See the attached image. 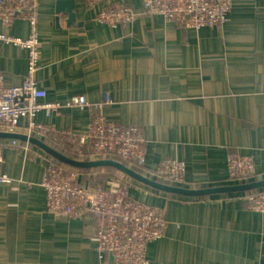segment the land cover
<instances>
[{
  "label": "crops",
  "instance_id": "crops-1",
  "mask_svg": "<svg viewBox=\"0 0 264 264\" xmlns=\"http://www.w3.org/2000/svg\"><path fill=\"white\" fill-rule=\"evenodd\" d=\"M57 1L41 0L36 79L47 90L43 101L62 108L41 110L37 118L69 130L75 140L51 132L34 136L59 150L54 143H60L61 151L74 158H111L91 152L89 139L80 151L91 111L109 94L113 100L102 108L107 118L139 125L144 132L146 162L123 161L136 164L139 172L157 179L161 161L176 157L186 163V180L165 183L200 188L253 181L229 175L228 154L239 150L255 158L264 179V0H234L221 28L184 27L161 14L119 25L98 19L112 3L141 10L145 0H74L75 20L69 22L68 12L57 13ZM12 31L27 37L29 24L17 19ZM28 59L27 49L0 43V70L8 84L26 79ZM76 95H85L89 106H69ZM27 126L28 118L22 117L17 129L3 125L0 131L28 134ZM50 159L78 169L91 186H126L131 197L164 213L165 233L149 245L151 264H264V212L246 204L251 191L264 187L174 194L114 166L69 165L34 142L9 136L0 137V170L13 179L0 183V264H113L112 252L101 257L93 218L48 210L42 178Z\"/></svg>",
  "mask_w": 264,
  "mask_h": 264
},
{
  "label": "built area",
  "instance_id": "built-area-1",
  "mask_svg": "<svg viewBox=\"0 0 264 264\" xmlns=\"http://www.w3.org/2000/svg\"><path fill=\"white\" fill-rule=\"evenodd\" d=\"M95 4L101 0H86ZM41 0H0V43L21 46L29 51L27 77L20 84H8L0 70V126L17 129L22 117L28 118V135L51 132L61 139L75 140L69 130H59L38 120L41 110L59 111L62 104L43 101L47 90L36 79L41 62ZM234 0H145L143 8L136 10L129 4L115 2L99 11L98 19L105 24L119 25L132 21L140 15L161 14L175 19L184 27H224ZM17 19L28 22L30 33L24 37L12 31ZM113 99L108 94L91 111L88 133L80 137V151L89 139L88 148L95 154L110 153L128 161L144 164L147 159L146 138L136 124L109 120L103 111L104 105ZM87 107L85 95L73 96L67 103ZM57 137V138H58ZM75 142V141H74ZM13 143H17L13 139ZM116 159V158H115ZM228 170L231 179L256 180L261 175L255 158L239 150L228 154ZM157 175L166 179L184 182L187 166L184 160L166 157L157 167ZM12 177L0 170V183H11ZM47 192V208L56 215L93 218L98 226L101 257L104 251L114 254L113 264H151L148 249L152 241L160 238L166 230L167 219L155 205L134 199L128 188L114 190L97 184L89 185L78 169L67 168L50 159L42 178ZM247 207L264 212V189L248 194Z\"/></svg>",
  "mask_w": 264,
  "mask_h": 264
},
{
  "label": "water",
  "instance_id": "water-1",
  "mask_svg": "<svg viewBox=\"0 0 264 264\" xmlns=\"http://www.w3.org/2000/svg\"><path fill=\"white\" fill-rule=\"evenodd\" d=\"M56 10L57 13L68 12L69 22H73L75 20L74 0H58ZM3 136L20 138L34 142L35 144H38L42 148H44L53 157L75 167L93 168V167L105 166V165L114 166L153 188L174 194H182L187 196H203V195H210L215 193L246 191V190H252V189L264 187V179H256L253 181L238 183V184L212 185V186L200 187V188L178 186L170 183H165L155 178L149 177L119 159L104 158V159H95V160H81L65 154L61 150L55 148L54 146L50 145L43 139H40L34 135L22 134L18 132L0 131V137ZM111 259L112 261L114 260L113 253L111 254Z\"/></svg>",
  "mask_w": 264,
  "mask_h": 264
},
{
  "label": "rangeland",
  "instance_id": "rangeland-1",
  "mask_svg": "<svg viewBox=\"0 0 264 264\" xmlns=\"http://www.w3.org/2000/svg\"><path fill=\"white\" fill-rule=\"evenodd\" d=\"M57 141H59L60 142V140H58V139H56ZM58 143V142H57ZM53 144V143H52ZM54 145L56 146V147H58V148H60L61 150H65L61 145H60V143H59V145L58 144H55L54 143ZM68 154H73V153H68ZM95 154V153H94ZM96 155H98L100 158H104V157H106V156H111L110 155V153H107V152H104V153H98V154H96ZM171 181H173V182H176V183H181V182H178V181H176V180H171ZM262 189V188H261Z\"/></svg>",
  "mask_w": 264,
  "mask_h": 264
},
{
  "label": "trees",
  "instance_id": "trees-1",
  "mask_svg": "<svg viewBox=\"0 0 264 264\" xmlns=\"http://www.w3.org/2000/svg\"><path fill=\"white\" fill-rule=\"evenodd\" d=\"M116 159H119V160H122V161H124V162H127L128 160H126V159H123V158H121V157H118V156H116L115 157ZM58 160V159H57ZM136 164L134 165V168L136 169V170H138V168H136ZM157 179L158 180H160V181H164V182H168V181H170V179H166V178H164V177H162V176H158L157 177Z\"/></svg>",
  "mask_w": 264,
  "mask_h": 264
}]
</instances>
